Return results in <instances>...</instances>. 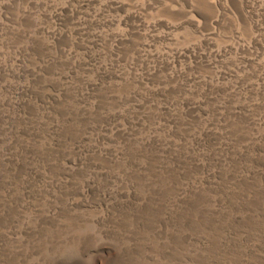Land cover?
<instances>
[{
    "label": "rangeland",
    "instance_id": "rangeland-1",
    "mask_svg": "<svg viewBox=\"0 0 264 264\" xmlns=\"http://www.w3.org/2000/svg\"><path fill=\"white\" fill-rule=\"evenodd\" d=\"M0 264H264V0H0Z\"/></svg>",
    "mask_w": 264,
    "mask_h": 264
}]
</instances>
